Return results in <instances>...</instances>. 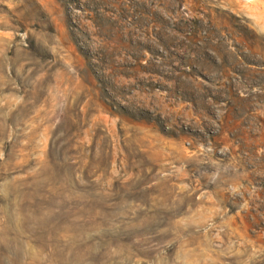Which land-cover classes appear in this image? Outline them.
<instances>
[{"label":"rangeland","instance_id":"obj_1","mask_svg":"<svg viewBox=\"0 0 264 264\" xmlns=\"http://www.w3.org/2000/svg\"><path fill=\"white\" fill-rule=\"evenodd\" d=\"M0 264H264V0H0Z\"/></svg>","mask_w":264,"mask_h":264}]
</instances>
